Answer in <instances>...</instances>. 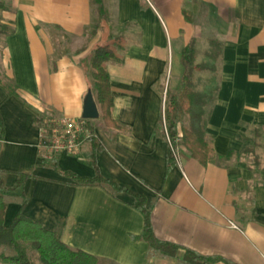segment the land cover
Returning <instances> with one entry per match:
<instances>
[{"label":"crops","instance_id":"1","mask_svg":"<svg viewBox=\"0 0 264 264\" xmlns=\"http://www.w3.org/2000/svg\"><path fill=\"white\" fill-rule=\"evenodd\" d=\"M4 2L8 8L0 15L11 32L0 35V65L12 86L2 79L0 171L8 186L21 173L29 174L7 198L6 225L26 199L27 217L55 231L70 247L118 264H182L185 249L219 257L213 264H264V0H160L177 37L205 40L202 52L193 45L197 63L212 51L220 53L219 89L206 127L212 160L202 164L180 144L171 167L168 139L159 129L167 61L149 46L146 21L143 26L142 16L151 11L131 0H111L116 20L132 25L125 58L116 52V59L106 64L114 96L112 115L120 128L105 127L100 117L92 121L99 142L96 163L105 178L146 197L156 237L181 246L169 257L150 254L149 243L140 238L144 218L133 206L131 193L77 185L54 167L57 163L63 171L94 176L87 158L89 141L84 159L64 153L42 158V119L50 114L82 117L90 90L82 63L96 45L104 44L99 30L93 36L87 33L97 4ZM59 36L69 38V49L55 57L64 43ZM111 37L124 39L114 33ZM118 47L123 50L126 44ZM185 47L174 60V92L182 82ZM229 149L236 154L220 161Z\"/></svg>","mask_w":264,"mask_h":264},{"label":"trees","instance_id":"2","mask_svg":"<svg viewBox=\"0 0 264 264\" xmlns=\"http://www.w3.org/2000/svg\"><path fill=\"white\" fill-rule=\"evenodd\" d=\"M98 5L103 14L102 0H93ZM7 4L0 0V11L6 10ZM91 35L93 36L98 26L91 25ZM11 32V27L2 21L0 15V35H7ZM214 49L217 47L212 45ZM213 49V48H212ZM219 52L210 53L206 61L196 62V50L193 45H187L182 52L185 65L182 82L179 90L171 93L169 106L164 108V114L159 123V129L163 131L165 137L168 136L175 146V139L180 137V144L185 146L191 155L202 164H207L212 160L213 148L207 138V122L210 111V104L219 89V75L217 60ZM57 49L55 57L61 56ZM116 51L108 44L96 45L89 58L82 63V67L90 82L95 101L100 110V118L107 128H120V124L114 119L112 110L114 107V96L111 88L110 74L107 70V62L116 59ZM213 59V60H212ZM210 71L212 76L199 88L201 81L195 80V71ZM2 78L0 76V85ZM93 84V86H92ZM94 87V88H93ZM169 94V93H168ZM187 123L185 124V121ZM88 125L93 131L94 126L91 120ZM179 127L181 132H179ZM88 151V163L94 168L95 175L80 176L78 174L63 171L54 163V167L64 174L73 178L80 186H99L109 190L112 194L116 192H128L134 196L133 206L142 213L144 218V228L140 238L147 241L150 246V254L164 257L175 256L181 246L160 240L156 237L152 222L151 209L147 207L146 197L129 191L126 187L105 178L96 163V152L99 146L96 135L90 140ZM249 149H246L248 153ZM236 152L229 149L228 152L219 157L220 161L228 160ZM176 164L172 147L169 145L168 166ZM4 172L0 171V260L12 264H118L114 260L99 257L87 253L81 249L67 245L59 235L52 230L46 229L41 223L27 217L23 210L26 199H23L18 213L13 221L6 225L5 215L7 209V198L16 190L21 188L24 181L29 176L28 173H21L13 186L5 183ZM219 257L203 256L191 249H185V256L182 264H213L219 261ZM227 262V261H226ZM226 264H231L227 262Z\"/></svg>","mask_w":264,"mask_h":264},{"label":"rangeland","instance_id":"3","mask_svg":"<svg viewBox=\"0 0 264 264\" xmlns=\"http://www.w3.org/2000/svg\"><path fill=\"white\" fill-rule=\"evenodd\" d=\"M4 1V0H3ZM133 3L141 4L147 9L151 11L143 13L146 14V18L143 17V26L145 29V21H146V32L149 35L148 43L149 46L151 45L152 48L155 50V53L160 57H166L167 61V69L164 73L162 83H163V90H166V93L163 94L164 96V108L166 106L170 105V102H167L166 100L170 99L171 93H173L176 87H173L174 81L176 79L175 77V70H176V64H175V58L177 57L178 51L182 50L183 47L186 45H194L199 52L203 51V47L205 44V40L199 39V38H193V37H177L176 32L173 30V28L170 26V23L167 21L165 14L162 12V7L160 0H131ZM104 11L103 14L100 15L98 18V13L101 14V11L99 10L98 5L94 6V15H93V21L91 25H97L98 30L102 33V43L110 45L118 54L119 56L124 59L126 56V51L128 50V44L127 40L129 35V29L130 25H132L131 22H118L116 20V15L112 11V2L111 0H105V6L103 7ZM172 24V23H171ZM176 24V23H174ZM92 30V27H89L90 33ZM143 30V29H142ZM118 34L124 36V39H115L114 37H111L112 34ZM53 35L58 36L57 32H54ZM61 35V34H60ZM64 35V34H63ZM197 36V35H195ZM151 37V38H150ZM62 40L63 45L60 46V48H57L60 50L61 54H68L69 47L66 46V42L68 41V37H65L63 39L61 36L58 37ZM2 37H0V48L2 46ZM73 44L76 45V40L74 39ZM151 41V43H150ZM195 41V42H194ZM123 43V45L126 44L125 49H119L118 45ZM78 45V44H77ZM201 58V53L198 54L197 60ZM213 60V59H212ZM1 61V60H0ZM218 66V63L216 64ZM121 67V66H119ZM195 80L201 81V84L199 85V88L203 86V83H205L211 76L212 73L210 71H195ZM0 76L2 77L3 81L5 83H8V87L12 86L11 81L7 79V77L4 75L3 69L0 65ZM4 83V84H5ZM93 86V84H92ZM94 88V87H93ZM167 90L168 93L167 94ZM98 119V118H97ZM97 119H92L91 121H95ZM99 121L102 122L101 119ZM187 123V120L185 121Z\"/></svg>","mask_w":264,"mask_h":264},{"label":"built area","instance_id":"4","mask_svg":"<svg viewBox=\"0 0 264 264\" xmlns=\"http://www.w3.org/2000/svg\"><path fill=\"white\" fill-rule=\"evenodd\" d=\"M41 153L42 158L51 160L56 155L64 153L84 159L82 155L83 147L94 135L88 125V119L70 118L64 115L50 114L41 122ZM169 145L172 147L176 160L179 154L180 137L175 139V146L168 136Z\"/></svg>","mask_w":264,"mask_h":264},{"label":"water","instance_id":"5","mask_svg":"<svg viewBox=\"0 0 264 264\" xmlns=\"http://www.w3.org/2000/svg\"><path fill=\"white\" fill-rule=\"evenodd\" d=\"M82 117L88 120L100 117V110L91 90L88 91L85 97Z\"/></svg>","mask_w":264,"mask_h":264}]
</instances>
